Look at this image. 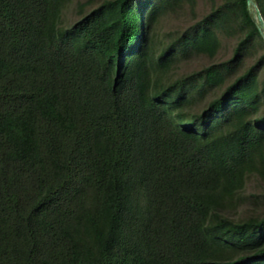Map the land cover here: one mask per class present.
<instances>
[{"label":"trees","instance_id":"trees-1","mask_svg":"<svg viewBox=\"0 0 264 264\" xmlns=\"http://www.w3.org/2000/svg\"><path fill=\"white\" fill-rule=\"evenodd\" d=\"M0 264H264L248 0H0Z\"/></svg>","mask_w":264,"mask_h":264},{"label":"water","instance_id":"water-1","mask_svg":"<svg viewBox=\"0 0 264 264\" xmlns=\"http://www.w3.org/2000/svg\"><path fill=\"white\" fill-rule=\"evenodd\" d=\"M248 4L250 6H253L255 11H256L257 19H258V22H259V31L264 37V22H263V19H262L261 15H260L258 9L255 7V4L251 0H248Z\"/></svg>","mask_w":264,"mask_h":264},{"label":"rangeland","instance_id":"rangeland-1","mask_svg":"<svg viewBox=\"0 0 264 264\" xmlns=\"http://www.w3.org/2000/svg\"><path fill=\"white\" fill-rule=\"evenodd\" d=\"M96 1H99V0H74V3L75 4H81V3L82 4H89V3L93 4ZM73 12L75 11L73 10Z\"/></svg>","mask_w":264,"mask_h":264}]
</instances>
